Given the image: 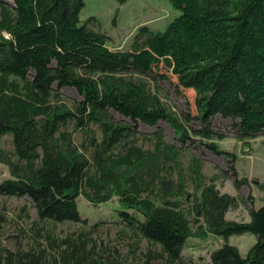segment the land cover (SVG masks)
I'll return each mask as SVG.
<instances>
[{
    "label": "trees",
    "instance_id": "trees-1",
    "mask_svg": "<svg viewBox=\"0 0 264 264\" xmlns=\"http://www.w3.org/2000/svg\"><path fill=\"white\" fill-rule=\"evenodd\" d=\"M170 1L181 13L166 29L141 25L122 49L91 25L95 17L80 23L85 0H0V139L11 134L13 144L0 146L10 172L0 195L30 197L38 215L25 247L21 240L15 249L0 244V264H184L188 239L208 234L224 242L207 264H264V181L263 204L250 219L228 220L245 197L206 183L200 157L182 160L196 139L230 154L216 142L227 136L212 125L216 113L234 119L240 140L264 135V0ZM161 64L179 86L195 90L196 115L161 98ZM65 86L81 99L66 97ZM161 119L178 144L161 128L138 129ZM196 119L199 128L189 125ZM80 196L96 205L117 198L113 222L134 240L129 252L99 243L95 233L105 221L82 217ZM65 221L82 228L56 233ZM245 232L257 237L247 256L228 242Z\"/></svg>",
    "mask_w": 264,
    "mask_h": 264
},
{
    "label": "rangeland",
    "instance_id": "rangeland-1",
    "mask_svg": "<svg viewBox=\"0 0 264 264\" xmlns=\"http://www.w3.org/2000/svg\"><path fill=\"white\" fill-rule=\"evenodd\" d=\"M180 13L181 10L174 7L170 0H126L125 2L85 0L80 12V23H84L92 16L95 17L91 21V25L108 36L109 45L112 48L125 49L130 46L133 35L141 25H148L153 29L164 31L169 22ZM157 72L167 75L165 78L158 77L157 87L161 98L174 111L196 115L195 90L179 86L177 77L162 64ZM61 91L71 99L80 100L82 97L73 86H65ZM112 113L117 119L124 118L117 112ZM211 122L215 129L227 133V136L216 140V142L230 154H216L205 148L196 139L195 142L188 145V150L182 160L185 165H188L190 154L200 157L203 161L202 173L206 177V183L216 184L221 192L245 197L246 204L240 203L238 207L231 208L226 213V218L248 221L251 217V209L258 208L263 204V191L258 187V182L264 181V135L258 134L245 142L240 140L232 130L234 119L216 113L211 117ZM189 125L199 128L200 122L197 119L191 120ZM158 128L163 130L168 142L179 143L174 128L168 120L161 119L157 125L143 122L138 124V129L147 134H151ZM73 137L76 143L82 140L80 132H73ZM0 146L8 151L12 150V135L5 134L0 139ZM147 146L145 144V147ZM7 177H10L9 168L5 163L0 162V181ZM236 180L238 182L243 180V182L237 187ZM193 185V183L188 184L190 190L193 189ZM77 201L81 216L88 218L89 223L105 221L95 233V237L99 235V243H108L121 253L129 252L130 244L134 240L129 236V233L119 232L122 226L113 222L116 218L118 219L117 209H120L117 198L97 205L89 202L83 196H80ZM37 218L36 208L30 197L0 195V244L15 249L21 240L25 247L29 241L25 232L28 233ZM55 228L56 233L62 235L72 230H79L82 228V224L65 221L56 223ZM256 241V235L250 232L233 234L228 238V242L236 245L243 256H247ZM223 242L224 239L216 234L190 237L183 249V255L187 261L184 264H207L211 252ZM146 245L147 241L143 240L141 249L145 250ZM141 249L136 253L137 258H140L138 256Z\"/></svg>",
    "mask_w": 264,
    "mask_h": 264
}]
</instances>
